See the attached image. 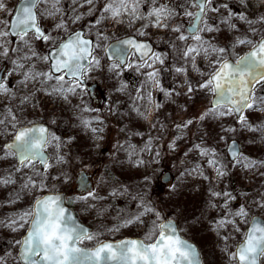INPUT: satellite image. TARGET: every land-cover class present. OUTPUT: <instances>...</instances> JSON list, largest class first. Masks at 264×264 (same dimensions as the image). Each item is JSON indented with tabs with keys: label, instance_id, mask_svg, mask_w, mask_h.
<instances>
[{
	"label": "snow or ice",
	"instance_id": "6c2138e0",
	"mask_svg": "<svg viewBox=\"0 0 264 264\" xmlns=\"http://www.w3.org/2000/svg\"><path fill=\"white\" fill-rule=\"evenodd\" d=\"M111 28L126 32L114 60ZM41 96L71 113L67 138L54 112L39 119ZM167 104L170 123L159 119ZM165 147L176 172L156 176ZM237 170L252 187L224 184ZM157 181L175 207L201 192L196 219L224 264H264V0H0V207L14 209L0 218L10 237L0 264H203L179 215L152 198ZM141 225L139 237L107 242Z\"/></svg>",
	"mask_w": 264,
	"mask_h": 264
},
{
	"label": "rangeland",
	"instance_id": "374dc122",
	"mask_svg": "<svg viewBox=\"0 0 264 264\" xmlns=\"http://www.w3.org/2000/svg\"><path fill=\"white\" fill-rule=\"evenodd\" d=\"M12 2L15 4L18 2V0H12ZM70 3V0H65V6ZM81 11L86 12L87 8L81 9ZM93 17H87L88 21H91ZM190 23L189 21H186V25ZM75 27H80V25H76ZM126 35L125 30H121L119 28H111L110 31V43L124 38ZM131 78V77H129ZM96 89L94 90V103H102L104 96L101 95V93L104 92V87L102 83L97 82ZM158 99L161 102L164 101V97L162 94H158ZM178 102L183 104L185 103V100L183 98H177ZM40 108L37 109L39 119L41 122H43L46 118L50 117L51 113H55V117L58 118V127H53L54 131H57L58 134L64 135L65 138H67V135L70 133L71 129L67 128V125L71 123L70 112H64L61 111V105L53 98L48 99L43 96L40 97V100L38 101ZM188 106L190 109L195 108L196 110H199L200 105L198 103H194L193 101H188ZM43 109V110H41ZM168 112H172L173 114L177 113V107L173 104H167L165 109L161 111L159 114V119L164 123H170V120H166L165 116ZM211 131V127L209 128ZM155 134V133H153ZM167 132L163 133V135L167 136ZM116 137L115 129H112L109 132L108 136V145L106 146V151L103 153V156L97 160L96 168L97 170H102L104 163L107 162L109 153L111 152V144L114 141ZM248 151L252 153L253 156L257 154V147L251 146L249 147ZM92 157L96 159V153H91ZM176 163L175 158L170 154L167 153V149L165 147V156L162 160L161 165H155L154 167L157 169L155 175L159 176L161 171H164L165 169L171 173V175H175L176 169L173 167V165ZM149 172L152 171L151 168L148 169ZM138 173L133 170L132 172H129L124 178L127 179L129 182L135 181ZM249 178H252L249 176ZM95 178L93 177V180ZM231 182L232 186L239 188V187H246L250 188L252 185L248 184L247 179H245L243 172L237 170L235 174L231 177H226L224 180V184H228ZM8 193L4 190H0V201H5L7 199ZM151 196L153 199L164 201L165 205L169 208L170 212H174L179 215V219L182 221L181 227L187 228V232L185 236L191 240H193L198 246L201 251L204 264H224V257L220 252L221 244L219 243L218 237L215 235L213 231H211L208 227V224L206 221L198 222L197 217H199L200 213L198 210V206L202 200V194L199 191H196L195 189L191 191H185L184 195L181 197L179 207H175V202L168 201V188L165 187L161 182L157 181L153 184V187L151 189ZM118 208L125 207V202L123 200L115 202ZM78 207V206H77ZM79 209V207H78ZM134 211V208L132 209ZM14 211L13 208L9 207H0V218H3V216L12 214ZM256 216H260L264 218V213H261L259 210H256L255 212ZM85 222H89V224H92L95 229L97 227H100L99 220L96 219L94 215H82L81 217ZM90 218V220L88 219ZM175 218V217H173ZM187 218V219H185ZM107 223H111V221H107ZM243 223V221H241ZM144 228L143 225L140 227H132L130 229H126L123 232V236L120 234H117L115 237H107L106 239H115L125 236H140L143 232ZM95 231V230H94ZM10 237L8 234L2 233L0 234V252H3L8 248V241ZM102 239H105V237H102Z\"/></svg>",
	"mask_w": 264,
	"mask_h": 264
},
{
	"label": "water",
	"instance_id": "95a60500",
	"mask_svg": "<svg viewBox=\"0 0 264 264\" xmlns=\"http://www.w3.org/2000/svg\"><path fill=\"white\" fill-rule=\"evenodd\" d=\"M120 41H121V39L116 40V41H114V42L111 43L112 47L109 49V57H111V59H113V60L116 59V56H115V54H114V53H115V50L118 49V48H120V49H124V48H125V45H123ZM96 87H97L96 84H93V85H92L93 95H94V90L96 89ZM169 173H170V172H169ZM170 174H171V173H170ZM86 178H87V177H86ZM77 181H79V177H77ZM90 182H91V181H90ZM69 207H70V206H69ZM70 210L73 211V212L75 213V211H74V209H73L72 207H70ZM75 214H76V213H75ZM256 218H257L262 224H264V218H262V217H260V216H256ZM83 224H84V223H83ZM84 225H85L86 227L89 228V231L92 230L90 226H88V225H86V224H84ZM123 238H136V237H135V236H127V237H122V238H120V239L107 240V242H116V243H119V242L121 241V239H123ZM185 239H186L189 243L193 244V245L196 247V249H197L198 252L200 253L201 260H202V262H203V264H204L203 257H202L201 251H200V249H199V246H198L194 241L190 240L189 238L185 237ZM105 255H107V254H105ZM76 259H77V258H74V259H73V264H76ZM79 259H83V258H79ZM105 261H106V264H110V262H108V260H107V257H105Z\"/></svg>",
	"mask_w": 264,
	"mask_h": 264
},
{
	"label": "trees",
	"instance_id": "16d2710c",
	"mask_svg": "<svg viewBox=\"0 0 264 264\" xmlns=\"http://www.w3.org/2000/svg\"><path fill=\"white\" fill-rule=\"evenodd\" d=\"M73 207V206H72ZM122 208H124V207H122ZM74 209L76 210V213H77V215L81 218L82 217V215H80L79 214V209H78V207H74ZM82 219V218H81ZM89 220H90V218H88ZM83 220V219H82ZM84 221V220H83ZM88 224H89V222H87ZM90 226H92L93 227V231L95 230V227L92 225V224H89Z\"/></svg>",
	"mask_w": 264,
	"mask_h": 264
},
{
	"label": "flooded vegetation",
	"instance_id": "af4514ba",
	"mask_svg": "<svg viewBox=\"0 0 264 264\" xmlns=\"http://www.w3.org/2000/svg\"><path fill=\"white\" fill-rule=\"evenodd\" d=\"M96 100V99H95ZM93 179V178H92ZM92 229H93V227H92Z\"/></svg>",
	"mask_w": 264,
	"mask_h": 264
},
{
	"label": "built area",
	"instance_id": "2783aa9c",
	"mask_svg": "<svg viewBox=\"0 0 264 264\" xmlns=\"http://www.w3.org/2000/svg\"><path fill=\"white\" fill-rule=\"evenodd\" d=\"M254 2H255V0H254Z\"/></svg>",
	"mask_w": 264,
	"mask_h": 264
}]
</instances>
